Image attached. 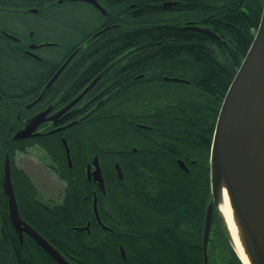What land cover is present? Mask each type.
<instances>
[{
    "label": "trees",
    "instance_id": "1",
    "mask_svg": "<svg viewBox=\"0 0 264 264\" xmlns=\"http://www.w3.org/2000/svg\"><path fill=\"white\" fill-rule=\"evenodd\" d=\"M137 1V17L141 20L152 18L159 11L160 3L175 2L174 21L202 19L220 40L179 27H157L99 48L97 52L110 54L134 49L133 53L144 58L132 66L129 75L146 72L157 78L155 83L140 85L133 91L109 95L94 119L83 118L66 136L72 168L68 169L63 163L64 158L56 162L57 176L64 183V189L59 206L51 212L61 219L60 226L55 229L62 242L70 243L80 264H152L151 252L157 253L154 264H203L201 237L205 211L211 199L207 161L213 129L224 95L258 27L262 2ZM23 3V0H12L11 4ZM77 5L87 7V12L78 9L75 12L85 13L89 23H103L104 19L91 6ZM81 39L76 41L77 45ZM88 46L79 53L90 52L91 46ZM162 77H175L184 83L163 82ZM141 103H155V108L131 118L129 108ZM134 123L144 124L151 130L136 129ZM7 128L0 125V151H7L10 146L22 151L20 145L24 143L11 138L18 126H10L9 136ZM39 142L45 150H53V156L63 157V149L61 145L58 148L53 137ZM140 144L149 145L155 151L146 158L147 169L131 159L127 165L126 157L120 158ZM92 155H99L100 161H105L102 164L104 195L86 180L84 166ZM178 159L185 163L188 173L178 168ZM115 161L121 166V182L111 168V162ZM150 166H154L153 169ZM15 173L13 184L19 206L30 214L46 213L33 204L35 191L29 187V180L22 172ZM94 191L98 215L110 234L98 230L93 220ZM87 222L91 236L88 238L83 233L84 240H80L81 233L73 232L70 227H82ZM154 238L163 240V244L154 248L151 243ZM87 240H91L89 245L84 242ZM119 246L123 249L124 260ZM215 249L221 251L215 252ZM207 256L225 264H240L216 214Z\"/></svg>",
    "mask_w": 264,
    "mask_h": 264
},
{
    "label": "flooded vegetation",
    "instance_id": "2",
    "mask_svg": "<svg viewBox=\"0 0 264 264\" xmlns=\"http://www.w3.org/2000/svg\"><path fill=\"white\" fill-rule=\"evenodd\" d=\"M23 2V4L12 5V0H0V125L9 127L6 129L8 136L11 135L10 126L12 124L17 125L18 129L13 133L14 135L23 129L31 119L36 116H43V122L34 132L38 136L19 143L39 142L53 137L58 140L63 149V163L68 169L72 168V162L66 136L71 134L73 127L83 118L94 119V116H97L99 110L102 109V105L106 103L109 95L133 91L140 85L155 83L157 78L156 75L146 72H136L129 75L132 66L144 58L141 54L133 53L134 49L110 54L97 52L100 47L108 46L115 40L121 42L127 35L157 27H179L183 30L195 27L209 30L202 19L197 22L174 21L172 8L177 6L175 2L160 3L159 11L154 13L152 18L141 20L137 17L139 11L137 0L97 1L105 11V14L101 15L94 9L104 19L103 23L99 24L89 23L87 16L77 17L76 5L80 2L73 0H23ZM167 4H171V6L164 7ZM110 16L112 19H109ZM79 38L82 39L77 45L76 41ZM216 40H220V38L217 37ZM87 46H91L90 52L85 54L78 52L57 76L68 58L80 47L85 48ZM56 76L57 78L50 84ZM166 79L179 80L175 77L161 78L163 82H168ZM179 81L181 82L176 84L183 83L182 80ZM89 87L90 89L78 103L62 115L55 117ZM18 93L22 95L16 96ZM152 108H155V103H141L134 108L131 107L129 108L131 109V118L136 114L150 111ZM129 122L131 123V121ZM69 125L72 126L68 127ZM133 125L136 129L151 130V127L144 124L134 123ZM61 128L64 130L53 133L54 130ZM62 140L65 141L69 150L70 165L66 158ZM5 142L3 141V143ZM151 142L156 144L153 139ZM30 151L39 152V149ZM25 152V155L29 153L28 150ZM154 154L155 151L149 145L140 144L138 148L131 147L129 154L120 158L126 157L124 159L127 165L130 164L131 159L140 167L143 166L147 169L144 165L147 162L146 158ZM98 156L92 155L85 164V176L87 172L92 173L94 171L92 166L94 158L98 161L101 175L103 174L102 164H105V161H100ZM6 159H8L11 178V161L8 151H0V173H2L0 177V264H57L23 231L24 227H21L19 234L10 221L8 201L2 189L3 168ZM177 161L181 160H176V165ZM116 164L121 170L119 162H111L114 173ZM153 167L150 166V169ZM48 168L52 174L57 176V164L49 165ZM17 169L22 171L18 167ZM90 183L97 189L96 184L92 181ZM94 194L96 196L95 191L92 193V199ZM14 197L18 215L23 224L42 238L68 264H80L73 255L74 251L70 243L62 242L57 229H55L60 226L61 219L59 215L51 212L59 205H56L55 201L53 203L50 201L40 203L34 199L33 204L46 212L34 215L27 213L24 207L19 206L15 192ZM92 217L98 230L107 234L111 233L100 217V224L95 221L94 216ZM107 218L108 216L105 215L104 219ZM85 227H88L87 231L83 230ZM89 228L90 223L87 222L82 227H70V230L80 232V240H84L83 233L88 238L91 236ZM84 242L89 245L91 240ZM151 243L156 248L163 244V240L154 238ZM119 248L122 247L119 246ZM217 251L220 252L221 250L215 249V252ZM215 252L213 251V254ZM210 253L212 252L210 251ZM207 264L225 263L220 262L217 258L209 259L207 256Z\"/></svg>",
    "mask_w": 264,
    "mask_h": 264
},
{
    "label": "water",
    "instance_id": "3",
    "mask_svg": "<svg viewBox=\"0 0 264 264\" xmlns=\"http://www.w3.org/2000/svg\"><path fill=\"white\" fill-rule=\"evenodd\" d=\"M91 6L101 15L104 9L96 0H73ZM119 2L121 0H110ZM258 27L235 76L228 87L220 105L209 151V188L210 202L207 205L202 231V257L203 264H207V251L211 242L213 218L216 214L230 247L236 255L232 246L229 233L217 211L220 187L223 184L229 195L230 203L234 209L240 226L245 235L243 241L244 252L250 264H264V0ZM171 6V4L164 5ZM191 31L199 32L217 39L207 29L195 27ZM76 50L61 67L57 76L65 69L68 63L79 52ZM54 77L50 84L57 78ZM168 82H181L176 79ZM184 83V82H183ZM49 84V85H50ZM87 88L78 95L66 108L55 117L62 115L70 107L78 103ZM43 122V116L31 119L23 129L17 131L12 140L23 141L32 137L38 126ZM72 125H69L70 127ZM64 127V128H68ZM64 128L54 130L57 133ZM62 145L66 158L70 165L69 150L64 140ZM178 168L188 173L185 165L177 161ZM94 171L86 173V180L96 184L101 195L105 194L104 181L98 167L96 158L92 161ZM116 178L123 181L122 172L116 164L114 166ZM2 189L8 201V214L16 232L20 234L21 227L38 246H40L57 264H68L54 249H52L42 238L27 228L20 220L14 192L10 178L8 159L5 160L3 168ZM92 214L97 223L100 224L97 212V198L95 194L92 199ZM83 230H88L85 227ZM121 258L124 260V252L119 248Z\"/></svg>",
    "mask_w": 264,
    "mask_h": 264
},
{
    "label": "rangeland",
    "instance_id": "4",
    "mask_svg": "<svg viewBox=\"0 0 264 264\" xmlns=\"http://www.w3.org/2000/svg\"><path fill=\"white\" fill-rule=\"evenodd\" d=\"M76 9L80 11H89L87 7H84L83 5H76ZM76 15L77 17H81L82 13H77ZM84 15L86 14L84 13ZM80 50H82V47H80ZM47 142L48 140H46V143ZM42 143L44 142L42 141ZM56 144L58 145V148H59L60 144L58 140H56ZM20 147L22 148V151L17 149L16 146H10L9 150H7L10 161H11L12 171H14V173L13 172L11 173L12 186H13L14 192H15V184H13V178H16L15 172L23 171L22 174H24L25 177L29 180V187L32 186L33 190L35 191V196H34L35 199H37L40 203H47L49 201L53 203L55 201L54 203L56 205H59L62 199L64 183L59 179L58 176L52 174V171L48 168V166L57 164L56 162L59 159H63L64 157H62L58 153H57L58 156H53L51 154L53 153L52 152L53 150L51 151L48 149V148H51V146L50 147L48 146L47 148L48 151H47L45 150L46 148L43 147L40 142H36V141L21 144ZM33 149H36V150L39 149V152L30 151ZM26 150H28L29 152L27 155H25ZM59 152H60V149H59ZM207 162H209V155H208ZM17 167L19 169H22V171H19ZM15 195L17 196L16 193ZM150 258H151L150 262L154 264L157 261V253L151 252Z\"/></svg>",
    "mask_w": 264,
    "mask_h": 264
},
{
    "label": "bare ground",
    "instance_id": "5",
    "mask_svg": "<svg viewBox=\"0 0 264 264\" xmlns=\"http://www.w3.org/2000/svg\"><path fill=\"white\" fill-rule=\"evenodd\" d=\"M219 197V201L217 202V211L229 233L235 253L242 264H250L244 252L243 241L245 239V235L239 224L240 221L231 206L229 195L223 184L220 187Z\"/></svg>",
    "mask_w": 264,
    "mask_h": 264
}]
</instances>
